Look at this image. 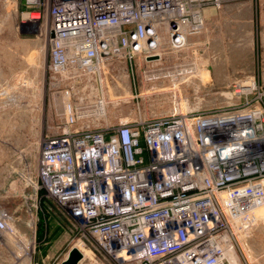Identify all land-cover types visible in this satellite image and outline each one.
Returning a JSON list of instances; mask_svg holds the SVG:
<instances>
[{"label":"built area","instance_id":"1","mask_svg":"<svg viewBox=\"0 0 264 264\" xmlns=\"http://www.w3.org/2000/svg\"><path fill=\"white\" fill-rule=\"evenodd\" d=\"M220 1L47 5L64 122L43 140L38 179L76 231L55 264L76 244L92 264H251L239 253L264 206V89L247 75L226 105L177 100L205 69L191 37ZM42 3L24 0V14L38 20ZM152 94L170 108L146 116ZM0 232L39 264L5 210Z\"/></svg>","mask_w":264,"mask_h":264},{"label":"rangeland","instance_id":"2","mask_svg":"<svg viewBox=\"0 0 264 264\" xmlns=\"http://www.w3.org/2000/svg\"><path fill=\"white\" fill-rule=\"evenodd\" d=\"M42 2L39 19L31 20L24 14V0H0V210L10 214V222L25 238L33 263L55 264L74 242L76 231L38 179L43 140L56 135L64 122L61 92L48 69L51 0ZM205 9L209 12L202 31L191 37L200 47L205 69L181 87L177 100L199 101L207 108L226 105L237 100L233 85L247 75H254L263 90L264 0H221ZM171 100L166 94H152L141 103L152 110L145 113L150 116L168 110ZM257 215L239 253L251 264L264 263V206ZM24 252L19 242L0 232V264H24Z\"/></svg>","mask_w":264,"mask_h":264},{"label":"water","instance_id":"3","mask_svg":"<svg viewBox=\"0 0 264 264\" xmlns=\"http://www.w3.org/2000/svg\"><path fill=\"white\" fill-rule=\"evenodd\" d=\"M82 255L76 247H72L67 257L60 264H77L81 259Z\"/></svg>","mask_w":264,"mask_h":264},{"label":"crops","instance_id":"4","mask_svg":"<svg viewBox=\"0 0 264 264\" xmlns=\"http://www.w3.org/2000/svg\"><path fill=\"white\" fill-rule=\"evenodd\" d=\"M209 11L207 9L204 10V17L206 16V14L208 13ZM78 264H92V261L89 257H83L79 262Z\"/></svg>","mask_w":264,"mask_h":264},{"label":"bare ground","instance_id":"5","mask_svg":"<svg viewBox=\"0 0 264 264\" xmlns=\"http://www.w3.org/2000/svg\"><path fill=\"white\" fill-rule=\"evenodd\" d=\"M76 247H77V248H80V246H78V244H76ZM84 253H85V252H84Z\"/></svg>","mask_w":264,"mask_h":264}]
</instances>
